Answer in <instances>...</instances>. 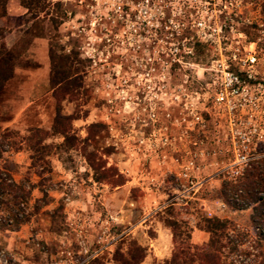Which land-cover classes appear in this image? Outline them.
<instances>
[{
  "label": "rangeland",
  "instance_id": "rangeland-1",
  "mask_svg": "<svg viewBox=\"0 0 264 264\" xmlns=\"http://www.w3.org/2000/svg\"><path fill=\"white\" fill-rule=\"evenodd\" d=\"M44 2L33 15L19 0H0V171L35 185L28 220L0 226V264H119L114 253L131 241L144 248L140 264H167L169 221L180 224L178 240L204 244L209 233L198 223L219 200L229 237L246 234L222 258L229 262L251 243L244 264H258L264 245L251 209H232L217 190L249 167L236 179L225 172L240 143L264 161V0ZM50 49L70 56L73 96L57 100L52 92ZM250 52L255 79L230 115L214 100L219 65L235 67ZM71 114L72 145L57 147L63 136L53 120ZM37 130L53 144L45 163L24 140ZM94 154L124 183L97 181ZM190 161L192 183L181 174ZM4 218L1 210L0 225Z\"/></svg>",
  "mask_w": 264,
  "mask_h": 264
},
{
  "label": "trees",
  "instance_id": "trees-1",
  "mask_svg": "<svg viewBox=\"0 0 264 264\" xmlns=\"http://www.w3.org/2000/svg\"><path fill=\"white\" fill-rule=\"evenodd\" d=\"M20 4L31 12L33 15H38L44 10L45 0H19ZM2 8L5 9V1L2 2ZM6 52L3 43L0 44V57ZM50 60V75L49 84L52 92L57 100H61L67 95H74V80L70 76L75 72L72 67L70 56L56 55L53 50H49ZM1 90V89H0ZM74 115L57 116L52 123V131L63 136V141L56 146H71L73 137L70 136V124ZM29 133L24 137L27 146L32 150L31 157L35 160H41L45 163L43 156L52 153L53 144L44 143L43 141L48 136L46 131L42 134ZM5 137V136H4ZM17 141H10L9 146H16ZM17 149L19 147H16ZM1 151V150H0ZM1 155V153H0ZM89 157L92 167L95 169V178L97 181H107L113 185H121L124 183V178L120 173L116 172L114 167H102V162H96ZM249 167L243 173L238 183L223 182L217 190L219 195L224 197L232 209L250 208V221L254 229L256 241L260 246L264 245V161L261 159H253L249 163ZM117 173V174H115ZM116 176V177H115ZM27 182V187L25 183ZM15 181L11 175L10 169L0 171V211L8 212V218L1 221V227L4 229L16 228L29 218V212H26V205L30 199L31 191L35 187L31 181ZM240 190V191H238ZM237 194L233 197V194ZM11 196V198H8ZM15 208L16 211H12ZM20 214V216H18ZM174 236V247L170 258L166 261L167 264H244L247 258L252 253L253 245L249 243V250L235 253L229 262L225 261L222 256L224 248L231 243L229 251H238V244L233 240H239L238 243L244 241L243 237L231 234L230 237L226 229L231 224L230 219L220 218L217 216L205 217L200 223L199 228L209 233V239L206 243L198 245L186 240H178L176 236L180 234V224L177 221H169ZM225 239V241H223ZM247 240V239H246ZM242 255L244 257L242 258ZM261 259L258 264H264V251H260ZM114 260L119 264H140L145 257L144 248L134 241L129 243V247L125 253L117 250L114 253ZM249 261H247L248 263Z\"/></svg>",
  "mask_w": 264,
  "mask_h": 264
},
{
  "label": "built area",
  "instance_id": "built-area-1",
  "mask_svg": "<svg viewBox=\"0 0 264 264\" xmlns=\"http://www.w3.org/2000/svg\"><path fill=\"white\" fill-rule=\"evenodd\" d=\"M255 62L256 57L251 52L247 55L246 59L242 58L237 61V67L225 66V64L220 62L219 66L221 69L220 75L216 80L214 100L226 113L232 115L235 111H239L243 107V101L246 100L245 96L251 87L250 81L253 77L251 73H249L250 69H247V67H251ZM242 70L245 72L244 75H242ZM246 141L249 142L248 137ZM245 146L249 148L248 143L245 142L238 145V150L235 151L234 159L225 167V172L231 179H236V177L242 174L244 166L254 159L249 152L245 151V148L243 150L240 149ZM190 165H192V161L185 165L181 174L186 180L192 183V178L189 173ZM226 208V204L219 200L216 202L215 209L207 208L208 216H217V214L223 212Z\"/></svg>",
  "mask_w": 264,
  "mask_h": 264
},
{
  "label": "flooded vegetation",
  "instance_id": "flooded-vegetation-1",
  "mask_svg": "<svg viewBox=\"0 0 264 264\" xmlns=\"http://www.w3.org/2000/svg\"><path fill=\"white\" fill-rule=\"evenodd\" d=\"M252 78H253V79H255V77H254V76H253Z\"/></svg>",
  "mask_w": 264,
  "mask_h": 264
},
{
  "label": "crops",
  "instance_id": "crops-1",
  "mask_svg": "<svg viewBox=\"0 0 264 264\" xmlns=\"http://www.w3.org/2000/svg\"><path fill=\"white\" fill-rule=\"evenodd\" d=\"M20 2V1H19Z\"/></svg>",
  "mask_w": 264,
  "mask_h": 264
}]
</instances>
